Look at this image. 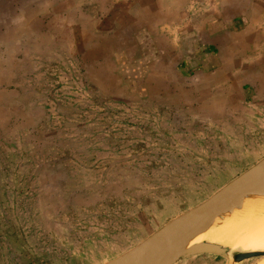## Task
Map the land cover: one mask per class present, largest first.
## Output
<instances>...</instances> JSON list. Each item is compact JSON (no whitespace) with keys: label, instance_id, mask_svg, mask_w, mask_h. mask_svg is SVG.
I'll return each mask as SVG.
<instances>
[{"label":"rangeland","instance_id":"374dc122","mask_svg":"<svg viewBox=\"0 0 264 264\" xmlns=\"http://www.w3.org/2000/svg\"><path fill=\"white\" fill-rule=\"evenodd\" d=\"M66 1L74 24L52 28L44 17L27 32L18 15L34 0H0V264H107L264 159L262 109V124L236 119L234 140L203 146L181 172L153 171L156 158L141 156L145 142L122 131V99L113 97L121 89L98 67L113 55L131 0L53 4ZM173 159L163 163L182 165ZM239 253L192 254L174 264H226Z\"/></svg>","mask_w":264,"mask_h":264},{"label":"crops","instance_id":"0c3cea01","mask_svg":"<svg viewBox=\"0 0 264 264\" xmlns=\"http://www.w3.org/2000/svg\"><path fill=\"white\" fill-rule=\"evenodd\" d=\"M49 1L34 0L31 10L19 13L17 26L35 31L44 17L52 28L74 24L76 9L68 1ZM142 2L131 0L129 19L116 22L113 55L101 57L98 67L107 85L121 89V96L113 93L122 99L119 122L145 142L141 156L156 158L153 171L181 172L187 157L202 156L203 146L213 151L219 141L234 140L236 119L262 124L264 0H165L166 9L157 0L161 15L154 2ZM241 109L251 113L248 120ZM173 157L182 165L163 163Z\"/></svg>","mask_w":264,"mask_h":264},{"label":"water","instance_id":"95a60500","mask_svg":"<svg viewBox=\"0 0 264 264\" xmlns=\"http://www.w3.org/2000/svg\"><path fill=\"white\" fill-rule=\"evenodd\" d=\"M264 188V159L213 194L203 203L174 218L135 248L107 264H174L192 254H223L224 249L202 243L189 251L182 249L198 233L209 228L220 213L232 209L243 193ZM264 253H239L235 262L262 257Z\"/></svg>","mask_w":264,"mask_h":264},{"label":"bare ground","instance_id":"6f19581e","mask_svg":"<svg viewBox=\"0 0 264 264\" xmlns=\"http://www.w3.org/2000/svg\"><path fill=\"white\" fill-rule=\"evenodd\" d=\"M202 243H212L232 254L264 253V188L236 198L232 209L220 213L209 228L195 235L182 250L189 251ZM228 264L236 263L229 258Z\"/></svg>","mask_w":264,"mask_h":264}]
</instances>
